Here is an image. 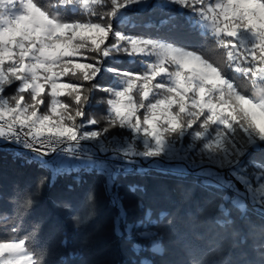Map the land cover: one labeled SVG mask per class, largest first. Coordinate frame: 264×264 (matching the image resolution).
<instances>
[{
	"label": "snow or ice",
	"instance_id": "snow-or-ice-1",
	"mask_svg": "<svg viewBox=\"0 0 264 264\" xmlns=\"http://www.w3.org/2000/svg\"><path fill=\"white\" fill-rule=\"evenodd\" d=\"M156 7L182 16L207 47L121 30L130 24V10ZM121 55L144 58L143 70L110 66ZM102 72L112 74L110 84L99 83ZM97 92L106 95L97 100ZM95 104L106 105L107 114L90 115ZM101 120L104 127L89 130ZM0 143L49 172L34 188L17 187L8 198L11 213L0 209L18 234L0 242V264H47L49 249L31 246L39 225L23 232L25 214L54 177L76 173L79 179L82 171L103 176L118 203L119 174L142 162L167 165L228 190L218 204L226 219L216 223H232L224 202L242 213L252 204L264 215V159L247 161L264 150V0H0ZM87 201L83 214H72L70 202L57 207L78 227L94 215L92 194ZM145 220L171 225L174 216L161 211L153 220L149 210ZM139 235L163 255L155 231ZM244 255L236 264H264V244L256 259ZM191 264L201 261L193 255Z\"/></svg>",
	"mask_w": 264,
	"mask_h": 264
},
{
	"label": "trees",
	"instance_id": "trees-1",
	"mask_svg": "<svg viewBox=\"0 0 264 264\" xmlns=\"http://www.w3.org/2000/svg\"><path fill=\"white\" fill-rule=\"evenodd\" d=\"M150 2L156 4L161 0ZM129 19V25L120 26L127 33L158 37L189 47H207V38L190 29L183 17L172 9L130 10ZM141 59L144 58L133 60L121 55L110 66L142 71ZM97 80L103 85L110 84L112 74L102 72ZM15 87L13 84L6 88L5 94ZM248 90L251 91L250 86ZM105 95L95 94L97 100ZM89 114L98 119L105 116L106 105L95 104ZM104 126L101 120L100 124L88 128L99 130ZM17 151L14 145L0 143V209L9 213L13 205L8 198L17 187L34 188L41 177L49 175L35 163L26 164L24 158L16 155ZM262 159L264 150L253 151L247 157V161ZM145 163L147 167L143 170L117 176L114 191L119 195L118 203H114L112 193L106 191L105 178L95 171L79 172V179L76 173L54 177V183L42 187L25 214L24 233H31L34 226L39 225L31 246L37 250L49 249L47 264H140L142 260H150L152 264H191L193 255L201 264H236L241 260V253L245 254L243 259L257 258V250L264 244V232L260 230L264 227V215L252 204L242 213L230 202H224L229 210L227 218L232 223L220 225L216 222L226 217L218 204L223 202L221 196L227 189L206 187L191 171H170L167 165ZM69 185H72L71 191ZM131 186H137V190H131ZM89 194L93 196L94 215L77 227L70 213L57 207V202H70L75 210L72 214H83ZM149 210L153 220L158 219L161 211H167L174 216V222L169 225L165 220L153 227L145 220ZM142 221L143 226L133 227ZM145 228L158 234L152 239L160 240L163 255L151 251V239L141 238L139 233ZM17 235L11 232L10 221L0 218V242ZM65 239L66 246L62 244Z\"/></svg>",
	"mask_w": 264,
	"mask_h": 264
},
{
	"label": "built area",
	"instance_id": "built-area-1",
	"mask_svg": "<svg viewBox=\"0 0 264 264\" xmlns=\"http://www.w3.org/2000/svg\"><path fill=\"white\" fill-rule=\"evenodd\" d=\"M145 167H147V164L145 163V162H142V163H140L139 165H137L134 169H132V170H129V171H127V172H135V171H138V170H143V169H145ZM124 173V172H123Z\"/></svg>",
	"mask_w": 264,
	"mask_h": 264
},
{
	"label": "rangeland",
	"instance_id": "rangeland-1",
	"mask_svg": "<svg viewBox=\"0 0 264 264\" xmlns=\"http://www.w3.org/2000/svg\"><path fill=\"white\" fill-rule=\"evenodd\" d=\"M229 179H231V177H229Z\"/></svg>",
	"mask_w": 264,
	"mask_h": 264
}]
</instances>
